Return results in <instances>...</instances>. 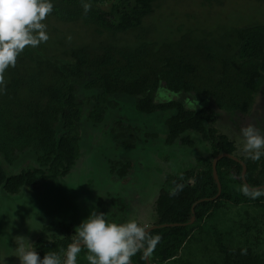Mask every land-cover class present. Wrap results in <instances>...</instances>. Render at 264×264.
Listing matches in <instances>:
<instances>
[{
    "label": "trees",
    "instance_id": "trees-1",
    "mask_svg": "<svg viewBox=\"0 0 264 264\" xmlns=\"http://www.w3.org/2000/svg\"><path fill=\"white\" fill-rule=\"evenodd\" d=\"M103 1L50 0L52 11L41 23L46 35L56 40L55 47L63 46L62 52L48 54L44 41L34 47L25 46L15 65L0 75V160L11 164L22 154L36 158L33 166L17 173H7L0 165V187L8 194L15 195L23 187H34L52 177L66 176L80 153L78 126L85 122L108 127L117 116L116 105L128 104L131 99L135 102L134 110L150 114L176 104L177 114L165 120L164 139L170 143L187 129L204 133V126L198 107L189 110L185 106L190 102L195 105L196 99L175 101L164 91L185 99L186 93L195 89L197 99L202 101L200 95L207 92L202 91L206 87L200 81L204 79L197 74L205 72L202 68H208L214 60L220 62L221 71L235 74L232 77L242 90L252 81L254 63L264 70V23L234 27L232 36L224 43H207L205 38L195 39L188 32L180 38L159 41L149 36L156 34V26H145L143 21L154 13L155 7H160L161 0H119L110 6L103 5ZM202 1L218 4L222 0ZM54 22L80 24L79 27H89L86 32L92 28L96 35L106 37L133 31L139 43L124 47L104 38L101 41L105 44L96 45L95 49L88 45L72 47L68 43L77 41L76 37L65 36ZM158 97L167 99L158 101ZM217 147H212V156L229 152L224 146ZM199 161L208 167L200 174L186 171L181 177L167 175L165 184L172 188L160 189L153 207L155 223H185L191 219V207L196 202L193 223L145 233L140 241L142 246L138 245L130 261L146 264L145 248L151 264H264L263 222L255 224L246 212L244 219H238L234 225L227 227L220 220L223 227H218L221 208L242 202L251 206L247 204L252 200L248 190L230 189L223 181L220 169L232 161L223 157L216 164L221 193L213 200L208 199L217 193L211 163L206 158ZM190 175L195 182L189 183ZM261 213L264 215V208ZM78 239V233L68 229L60 236L37 238L34 247L41 257L50 252L57 254L63 264L69 245ZM79 247L77 254L91 255L86 245ZM83 261L87 264L83 258L76 264Z\"/></svg>",
    "mask_w": 264,
    "mask_h": 264
},
{
    "label": "rangeland",
    "instance_id": "rangeland-1",
    "mask_svg": "<svg viewBox=\"0 0 264 264\" xmlns=\"http://www.w3.org/2000/svg\"><path fill=\"white\" fill-rule=\"evenodd\" d=\"M117 1L104 0L103 5L110 6ZM160 2V7H155L154 13L143 21L145 26H156V34L149 35L152 40L168 41L188 32L195 39L205 38L207 43L210 40L224 43L234 27L264 23V1L260 0H222L218 4H205L202 0ZM55 24L65 36L76 37L77 41L68 43L72 47L88 45L95 49L105 44L101 41L104 38L124 47L139 43L133 31L106 37V34L96 35L92 28L86 32L89 27H79L80 24ZM47 37L44 41L49 48L47 53L60 54L63 46L55 47L56 40ZM129 100L128 104L115 106L117 116L108 127L85 122L78 126L80 153L66 176L23 187L15 195L0 187V253L11 254V247H15L13 237L17 235L26 236L34 243L40 237L63 235L68 229L78 233L77 226L93 210L104 213L108 221L115 223L132 220L146 226L157 221L153 207L158 193L163 187L172 188L165 184L166 176L170 175L166 167H182L190 152L180 155V151L162 144L167 133L164 120L169 114L138 112L134 110V100ZM205 145L201 144V150L205 151ZM35 159L22 154L11 164L0 160V165L7 173H17L33 166ZM127 163L128 167L122 166ZM254 210L244 203L221 208L218 227H223L220 220L229 227L244 219L246 212L254 216ZM82 258L90 264L88 256L81 254H77L76 261ZM6 259L8 264H19L15 256Z\"/></svg>",
    "mask_w": 264,
    "mask_h": 264
},
{
    "label": "flooded vegetation",
    "instance_id": "flooded-vegetation-1",
    "mask_svg": "<svg viewBox=\"0 0 264 264\" xmlns=\"http://www.w3.org/2000/svg\"><path fill=\"white\" fill-rule=\"evenodd\" d=\"M230 34L232 36V31ZM230 34L228 35L229 37H231ZM253 66L252 81L251 83L249 82V87L245 90L237 88L236 80L232 77L235 74L226 73L225 70L221 71L220 62L214 60L207 66L208 68H202L205 72L197 74V77H200L199 79H204L200 81L202 87H206L202 91L208 93L200 95L199 98L203 97L202 101L197 99L198 94L195 89L187 92L185 99H179L174 92L164 91L165 95L172 97L175 101L182 100V102H185L186 100L191 101L195 99L198 101L195 105L191 102L185 103V106L189 110L194 106L198 107V116L203 122L204 133L198 130L187 129L182 134L177 135L170 143L162 139V144L164 146L170 145L175 152L176 150L180 151V155L190 152L189 158L185 159L186 163L182 167L170 169L166 167L170 175L175 177H181L183 172L186 171L200 174L206 170L208 167L199 161L202 158L210 161L212 169L213 159L217 155L227 153L234 156L237 160L227 157L232 162L226 163L220 169V173L223 181L230 186V189L239 191L246 189L250 192L252 200L248 201L247 204H250L255 209L252 218L256 224L258 221L264 223V215L261 213L264 208V155L259 159H252L250 154L245 153L243 150L244 140L240 132L242 127L254 125L264 135V70L258 69L255 63ZM195 67L197 70V66ZM210 68L213 72H209L208 69ZM216 78H219V80H216ZM221 78L224 79L220 80ZM194 86H197L196 82H194ZM216 93L219 95V98L214 97ZM166 99L167 97H162L158 101H165ZM177 111L178 107L175 104L173 107L164 110L160 109L156 112L161 114L167 113V115L171 116L177 114ZM201 144H206L204 147V149L206 148L205 151L201 150ZM214 145L218 146L216 149H222V146H224L229 152L222 151L212 156V147ZM168 166L171 167V165ZM244 168V176H242ZM195 181L196 179H194L193 175H190L189 183ZM213 181L216 184L214 178ZM262 237L264 239V231L261 233Z\"/></svg>",
    "mask_w": 264,
    "mask_h": 264
},
{
    "label": "clouds",
    "instance_id": "clouds-1",
    "mask_svg": "<svg viewBox=\"0 0 264 264\" xmlns=\"http://www.w3.org/2000/svg\"><path fill=\"white\" fill-rule=\"evenodd\" d=\"M50 0H0V75L14 66L17 55L25 46H36L48 39L41 21L52 11ZM87 10V6H86ZM243 150L252 159L264 155V135L254 125L242 127ZM78 241L71 246L63 264H76L80 244H84L91 255L90 264H129L144 237V229L135 221L110 222L105 214L93 210L77 226ZM15 247L10 255L0 253V264H8L7 257L15 256L19 264H61L55 253L42 257L28 237H13Z\"/></svg>",
    "mask_w": 264,
    "mask_h": 264
},
{
    "label": "water",
    "instance_id": "water-1",
    "mask_svg": "<svg viewBox=\"0 0 264 264\" xmlns=\"http://www.w3.org/2000/svg\"><path fill=\"white\" fill-rule=\"evenodd\" d=\"M223 157H229V158H231V159L237 160L234 156H232V155H230V154H227V153L219 154V155H217V156L213 159V162H212V176H213V178L215 179V182H216V184H217V193H216V195H215L214 197L208 198V199H211V200L217 198V197L220 195V193H221V184H220L219 179H218V176H217L216 164H217V161L220 160V159L223 158ZM244 171H245V168H244L243 171H242V176H244ZM203 199H206V198H203ZM203 199H200V200H203ZM195 203H196V202H195ZM195 203H194V204L192 205V207H191L192 216H191V219H190L188 222H185V223H178V222L175 223V222H174V223H160V224L152 223V224H150V225H146L145 227H143V229H144V234L147 233V232H149V231L152 230V229H155V228H161V227H167V226H169V227H173V226H181V225H186V224H192L193 221L195 220V212H194ZM76 243H77V241L71 243V244L69 245V248H70L71 246H73L74 244H76ZM138 245H139V246H142L141 242H139ZM79 246H84V244H80ZM69 248H68V249H69ZM67 251H68V250H67ZM143 251H144V256H145L146 264H151L146 249L143 248ZM66 253H67V252H66ZM65 257H66V254H65ZM65 257H64V259H65ZM129 264H135V263H133V262H131V261L129 260Z\"/></svg>",
    "mask_w": 264,
    "mask_h": 264
}]
</instances>
